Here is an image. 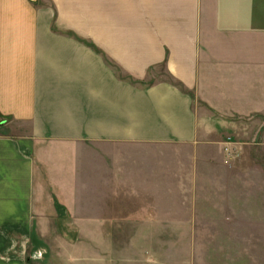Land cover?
I'll return each mask as SVG.
<instances>
[{"label":"crops","instance_id":"crops-1","mask_svg":"<svg viewBox=\"0 0 264 264\" xmlns=\"http://www.w3.org/2000/svg\"><path fill=\"white\" fill-rule=\"evenodd\" d=\"M244 147L264 166V0H0V264H207L137 242L143 204Z\"/></svg>","mask_w":264,"mask_h":264},{"label":"rangeland","instance_id":"rangeland-1","mask_svg":"<svg viewBox=\"0 0 264 264\" xmlns=\"http://www.w3.org/2000/svg\"><path fill=\"white\" fill-rule=\"evenodd\" d=\"M245 147L232 156L212 149L177 154L180 162L190 158V188L175 186L170 202L143 204L157 217L153 224L142 219L137 242L158 245L160 257L171 243L176 259L264 264V166L260 158L250 169Z\"/></svg>","mask_w":264,"mask_h":264}]
</instances>
